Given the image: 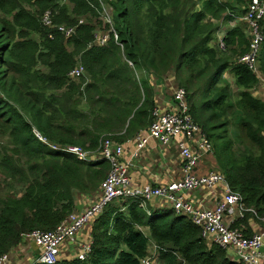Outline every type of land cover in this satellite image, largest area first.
Returning <instances> with one entry per match:
<instances>
[{
  "label": "trees",
  "instance_id": "trees-1",
  "mask_svg": "<svg viewBox=\"0 0 264 264\" xmlns=\"http://www.w3.org/2000/svg\"><path fill=\"white\" fill-rule=\"evenodd\" d=\"M250 1L106 0L118 40L110 33L102 46L96 35L111 28L101 0H0V182L21 187L0 197V257L24 235L54 231L75 211L78 195L98 192L110 163L79 160L67 148L99 154L107 139L125 144L147 131L157 107L149 75L168 73L186 91L215 171L242 197L245 212L232 228L246 236L254 225L264 231V100L255 96L264 81V44L257 73L240 61L250 48L243 23ZM260 24L264 33V19ZM61 27L75 31L66 37ZM79 66L84 74L72 79ZM231 135L253 150L235 152ZM90 241L86 260L56 264H142L155 258L154 246L158 264H242L188 217L135 198L106 205Z\"/></svg>",
  "mask_w": 264,
  "mask_h": 264
},
{
  "label": "built area",
  "instance_id": "built-area-1",
  "mask_svg": "<svg viewBox=\"0 0 264 264\" xmlns=\"http://www.w3.org/2000/svg\"><path fill=\"white\" fill-rule=\"evenodd\" d=\"M106 25L110 26V32H102L96 35V44L105 45L110 39V33L114 34L117 41L118 35L114 30L113 13L106 0H101ZM50 13H46L43 22L51 25ZM264 19V0H251L247 14L244 17L248 25L251 37L249 52L242 58L250 69L257 72V59L262 45L264 33L260 22ZM66 37L72 36L74 28L61 27L59 29ZM221 49H225L222 38L219 40ZM84 74L83 67L79 66L70 73V77L80 78ZM175 98L178 101V109L164 111L156 107L153 111V121L147 131L140 133L136 139L134 157L139 156L150 140L157 141L162 146L175 143L181 158L182 178L161 187L139 188L133 185L130 167L131 162L124 159V145L114 140H105L99 154H93L80 147H68L67 152L76 155L82 161L107 160L110 163V171L107 178L98 190L97 198L82 212H73L69 218L61 223L54 231H35L24 235V240H31L40 250V256L36 262L42 264H56L60 261L61 250L65 245L77 244L79 233L91 226L96 218L103 212L106 205L114 200L135 198L146 202L155 199L162 200L166 207H171L179 216H186L201 228L203 237L210 243L219 245L231 251L233 258L242 264H263L264 256V231H254L252 236H246L242 230L232 228L235 218H243L245 212L242 197L231 191L224 174L211 171L205 176H197L195 173L200 159L204 154L212 153L209 140L202 133L189 114L186 101V91L177 88ZM224 184L226 192L223 198L213 209L198 207L184 197L186 192L197 190H215ZM252 212H255L251 210ZM231 221L227 223L226 219ZM264 222V218H262ZM81 252L76 254L79 260H86L91 251V241L80 246ZM11 254L0 257V264H10ZM150 258L142 261V264H151ZM32 264V263H27Z\"/></svg>",
  "mask_w": 264,
  "mask_h": 264
},
{
  "label": "crops",
  "instance_id": "crops-1",
  "mask_svg": "<svg viewBox=\"0 0 264 264\" xmlns=\"http://www.w3.org/2000/svg\"><path fill=\"white\" fill-rule=\"evenodd\" d=\"M235 25L236 24H233V26ZM246 26L248 28L247 24ZM224 77L232 85V75L226 73ZM150 79L156 92L157 107L164 111H172L178 109V101L175 98L174 93L179 87L175 83L174 74L168 73V75L163 78H156L153 75ZM262 83L264 84V82ZM258 92H263V94H260ZM260 95H262L263 97ZM255 96L264 100V85L262 88L260 86V90L258 88ZM123 145L125 149L124 159L131 162L130 175L135 187H161L169 185V183L171 182L179 181L182 178L183 174L181 171V158L179 155V150L175 143H172L169 146H162L157 141L150 140L147 147L142 152H140L139 156L137 157L133 156L136 150L135 138ZM215 165L216 163L214 161L213 154H204L200 159L195 173L197 176H205L206 174L214 170ZM225 192L226 187L224 184H222L215 188V190L211 191L201 189L195 192H186L184 197L198 207L204 209H213L223 198ZM96 198V193L94 195H78L76 197V209L74 212H82ZM150 203L154 208H157L158 206H166V204L164 205V202L159 199H155ZM234 220L236 222L238 218L236 217ZM226 221L227 223H230L231 220L227 218ZM90 227L91 226H88L86 232H83V234L81 233L77 236V244L75 245L76 247L72 245L63 246L61 250L60 260L75 258L76 255L74 254L78 252L77 246H82L90 241ZM252 229L254 231H261L259 225H254ZM82 239L84 240V242L82 241ZM24 243L25 242H22V244L18 248L10 252V264H34L38 260L40 255L36 256V254H33V252L31 253L29 249L27 250L24 247ZM33 245H30L32 249L40 252L38 247L35 246V244ZM262 253L264 256V247L262 249Z\"/></svg>",
  "mask_w": 264,
  "mask_h": 264
},
{
  "label": "rangeland",
  "instance_id": "rangeland-1",
  "mask_svg": "<svg viewBox=\"0 0 264 264\" xmlns=\"http://www.w3.org/2000/svg\"><path fill=\"white\" fill-rule=\"evenodd\" d=\"M243 23H245V20L243 19ZM243 23H239V24H243ZM219 24H221V23H219ZM245 26H246V24H244ZM227 30V28H225V29H223V30H221L222 31V33L220 34V38H219V40L222 38V37H224V32ZM219 42V41H218ZM256 68H258V67H256ZM139 76L140 77H144V74H143V72H141V71H139ZM149 77L151 78L152 76L151 75H149ZM264 82V81H263ZM263 83L261 84V88L263 87ZM234 88V87H233ZM259 90H260V87H259ZM234 91H236V88H234ZM258 93H260V92H258ZM260 94H263V92H261ZM260 96H262V95H260ZM263 97V96H262ZM232 136V135H231ZM234 136V135H233ZM232 136V139L234 140V149H235V152H237L238 154H247L248 153V151H251V150H253V148H252V145L251 144H249V143H243V144H240V143H236L235 142V140L236 139H234V137ZM238 136H242V134L241 133H239V135ZM242 138V137H241ZM244 141H245V139L244 138H242ZM4 144H6V139H4V138H2L1 136H0V147H3L4 146ZM215 170H217L218 171V168H215L213 171H215ZM20 190H21V187H16V189H14V188H9L8 186H5L4 184H3V181H1L0 182V197H4V196H6L7 194H10V193H12L13 195L16 193V192H20ZM87 231V228H85L84 230H82L80 233H79V235L82 233L83 234V232H86ZM82 241L84 242V240L82 239ZM24 247L28 250H30V252L32 253L33 252V254H36V256H39L40 255V252H37V251H35V250H33L32 249V245L34 244L31 240H24ZM29 243V244H28ZM33 243V244H32ZM31 245V246H30ZM76 244H72V246H74V247H76L75 246ZM36 246V245H35ZM78 247V252H81V248H80V246H77ZM33 248H34V245H33ZM154 249H156L155 247H154ZM152 247L150 248V255H152V256H154L155 258L153 259V261H152V263L151 264H158V255L156 254V251L154 250ZM77 252V253H78ZM76 253V254H77ZM76 254H74V255H76ZM150 258V257H149ZM156 259V261H154Z\"/></svg>",
  "mask_w": 264,
  "mask_h": 264
}]
</instances>
